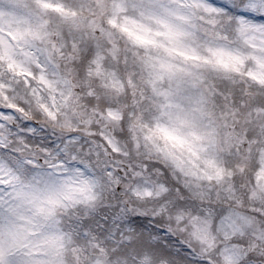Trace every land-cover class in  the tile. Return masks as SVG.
Returning a JSON list of instances; mask_svg holds the SVG:
<instances>
[{"label":"clouds","instance_id":"obj_1","mask_svg":"<svg viewBox=\"0 0 264 264\" xmlns=\"http://www.w3.org/2000/svg\"><path fill=\"white\" fill-rule=\"evenodd\" d=\"M0 264H264V0H0Z\"/></svg>","mask_w":264,"mask_h":264}]
</instances>
